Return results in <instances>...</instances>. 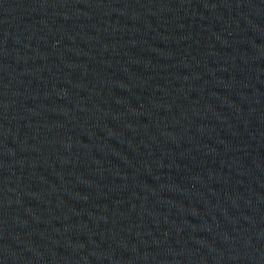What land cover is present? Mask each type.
<instances>
[{
    "label": "water",
    "instance_id": "95a60500",
    "mask_svg": "<svg viewBox=\"0 0 264 264\" xmlns=\"http://www.w3.org/2000/svg\"><path fill=\"white\" fill-rule=\"evenodd\" d=\"M0 264H264V0H0Z\"/></svg>",
    "mask_w": 264,
    "mask_h": 264
}]
</instances>
